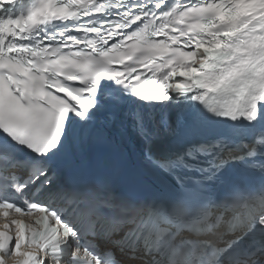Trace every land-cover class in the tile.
I'll use <instances>...</instances> for the list:
<instances>
[{"label":"snow or ice","instance_id":"snow-or-ice-1","mask_svg":"<svg viewBox=\"0 0 264 264\" xmlns=\"http://www.w3.org/2000/svg\"><path fill=\"white\" fill-rule=\"evenodd\" d=\"M0 264H264V0H0Z\"/></svg>","mask_w":264,"mask_h":264}]
</instances>
